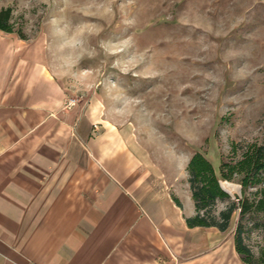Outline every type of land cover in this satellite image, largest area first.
Masks as SVG:
<instances>
[{"label":"crops","instance_id":"crops-1","mask_svg":"<svg viewBox=\"0 0 264 264\" xmlns=\"http://www.w3.org/2000/svg\"><path fill=\"white\" fill-rule=\"evenodd\" d=\"M69 95L0 30V264H248L234 231L188 225L196 208L178 170L100 98L68 106Z\"/></svg>","mask_w":264,"mask_h":264},{"label":"rangeland","instance_id":"rangeland-1","mask_svg":"<svg viewBox=\"0 0 264 264\" xmlns=\"http://www.w3.org/2000/svg\"><path fill=\"white\" fill-rule=\"evenodd\" d=\"M2 6L13 7L29 37L23 40L67 86L69 99L100 98L183 183L198 150L218 168L233 141L264 143V0H0ZM230 185L236 198L240 185ZM250 243L257 250L264 231H254Z\"/></svg>","mask_w":264,"mask_h":264},{"label":"trees","instance_id":"trees-1","mask_svg":"<svg viewBox=\"0 0 264 264\" xmlns=\"http://www.w3.org/2000/svg\"><path fill=\"white\" fill-rule=\"evenodd\" d=\"M0 30L16 33L28 39L22 26L16 25L12 6L0 7ZM188 183L196 212L187 217L190 227H217L227 231L234 228L235 246L248 264H264V243L256 250L250 243L254 231H264V143L258 140L233 141L230 152L221 157L219 167L201 151H196L187 164ZM240 185L241 194L233 198L221 181ZM177 201L179 199L176 197ZM226 201L220 210L217 205Z\"/></svg>","mask_w":264,"mask_h":264},{"label":"built area","instance_id":"built-area-1","mask_svg":"<svg viewBox=\"0 0 264 264\" xmlns=\"http://www.w3.org/2000/svg\"><path fill=\"white\" fill-rule=\"evenodd\" d=\"M76 103H77V99L76 98H71V99L68 100L67 105L68 106H72V105H75ZM95 129L98 130V125L97 124H95Z\"/></svg>","mask_w":264,"mask_h":264},{"label":"bare ground","instance_id":"bare-ground-1","mask_svg":"<svg viewBox=\"0 0 264 264\" xmlns=\"http://www.w3.org/2000/svg\"><path fill=\"white\" fill-rule=\"evenodd\" d=\"M222 185H223V187H225V189H228V191H231V188H230V183L229 182H227L226 180H224L223 182H222Z\"/></svg>","mask_w":264,"mask_h":264}]
</instances>
